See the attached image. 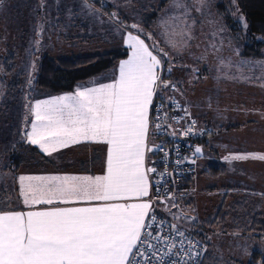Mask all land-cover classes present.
Returning <instances> with one entry per match:
<instances>
[{
  "label": "snow or ice",
  "instance_id": "obj_1",
  "mask_svg": "<svg viewBox=\"0 0 264 264\" xmlns=\"http://www.w3.org/2000/svg\"><path fill=\"white\" fill-rule=\"evenodd\" d=\"M205 5L206 0H194L190 8L177 0L179 15L171 19L179 31L172 35L180 37L181 48L192 38L187 22L191 13ZM112 18L118 21L115 13ZM240 23L247 29L243 17ZM124 27L135 30L125 38L131 54L110 82L36 101L30 131L24 132L27 142L49 156L83 141L107 145L103 174L18 177L19 198L29 210L0 209V264H202L207 247L185 223L196 218L171 212L179 207L168 189L171 173L146 163V153L164 151L162 145L150 147L147 137L150 111L157 110V120L163 118L158 110L164 105L154 104V97L164 99L165 89L178 90L159 74L171 59L138 24ZM167 71L171 73V66ZM168 99L179 107L174 98ZM172 119L179 123L182 117ZM194 128L191 121L182 135L195 134ZM201 152L195 147L194 154ZM248 155L264 160V155ZM163 159L167 161V153ZM157 204L165 205L171 220L157 215ZM38 205L50 207L31 210Z\"/></svg>",
  "mask_w": 264,
  "mask_h": 264
},
{
  "label": "rangeland",
  "instance_id": "obj_2",
  "mask_svg": "<svg viewBox=\"0 0 264 264\" xmlns=\"http://www.w3.org/2000/svg\"><path fill=\"white\" fill-rule=\"evenodd\" d=\"M99 1L101 5H106L104 7L106 13L102 10L103 6L95 8L91 3L89 5V0H3L0 4V166L7 158V152L14 141L24 138L26 130L30 131L29 122L34 119L31 111L35 102L66 94V92L54 94L52 91L40 90L33 86L32 80L36 74L38 58L41 55L52 57L93 55L117 49L116 35L119 30L118 21L121 19H124L125 23L138 24L145 33L152 34L157 44L169 53L173 72L171 82L176 84L177 93L185 105L195 104V100L192 103L190 99L197 96L194 94H199L195 98L200 101L203 93H209L208 84L209 88L214 92L217 90V93L223 96H217L213 101L217 98L223 99L224 104L228 106L231 100H240L239 89L235 91L234 87L224 88L226 83L224 78L215 77L217 80L215 90L207 82V74L192 71L202 67L200 64L206 63L210 75L216 76L218 73L224 74L225 69H228V59H240V56H236L237 47H234V44L241 48V42L232 36L221 11L218 10L217 4L220 0H206V5L200 12L191 13V18L187 22L192 24V38L182 48L180 37L172 35L174 29L179 31L176 21L171 19L179 15L177 0H168L163 6L160 5V0ZM225 1L232 17L240 25V18L243 17L246 23L244 16L234 8L232 0ZM182 2L191 8L194 0H182ZM113 13L118 17V21L112 18ZM82 25L87 27L86 31L82 29ZM165 33L168 35L166 36ZM84 34L89 35L86 41H66L63 38L67 35L83 36ZM173 43L176 47H173ZM186 51H191L197 56L203 54L205 56L200 63H195L191 53L189 52L190 56H188ZM221 60L224 61L223 65L220 63ZM195 65L200 66L195 67ZM192 75H196L199 80L191 78ZM93 81L90 79L88 82H78L76 85L82 88ZM107 82H110L109 77L98 81V83ZM93 86H96V83L91 84V87ZM169 91L171 89H165L163 96L169 97L171 94ZM223 133L226 138L228 133ZM152 143L155 144L154 141ZM197 147L202 149L203 145ZM211 147V150L219 151L216 144ZM17 154L21 157L25 155L20 148ZM205 162L206 160H200L198 163L199 172L193 178L190 187L183 192L175 193L179 207L171 208V212L177 214L183 212L188 217L196 218L195 222L185 223L193 234L210 244V251L219 264H233L235 260L246 261L250 251L258 246L259 240L239 234V230L234 229L233 224L237 223V220L240 221L244 214L264 211V202L261 199L255 200V197L253 202V199L244 196L246 207L243 206L234 212L231 208L223 228L214 225L205 229L202 226L205 225L203 220L217 213L220 200L226 192L224 190L226 181L221 175L212 177L201 173ZM1 194L0 191V198ZM257 196L262 195L257 194ZM235 197L234 194L228 197L227 205H230ZM6 203H12V200L8 199ZM159 209L170 220L172 219L165 205H160Z\"/></svg>",
  "mask_w": 264,
  "mask_h": 264
},
{
  "label": "crops",
  "instance_id": "obj_3",
  "mask_svg": "<svg viewBox=\"0 0 264 264\" xmlns=\"http://www.w3.org/2000/svg\"><path fill=\"white\" fill-rule=\"evenodd\" d=\"M93 6L98 8L95 5ZM124 26V24H118L119 30L118 35H116L118 48L110 51L126 49V55L117 60L113 67L99 72L85 81H82L81 83L88 82L90 79L94 80L93 82L88 83L86 87H91V84L93 83H96L97 85L99 84L98 81H102V79L106 77H109L110 81L111 78L117 74L120 62L128 59L130 56L131 52L128 45L125 43V38L128 31H132L133 34H135V31L130 28L126 29ZM82 29L86 31L87 27L84 25ZM76 36L77 35H67L63 38L66 41H86L89 38L88 34H84L78 38H85V40L71 38ZM146 42L150 43L149 41ZM234 47H237L236 51L238 54H236V56H240V59H228L227 64L229 67L228 69H225L224 74L218 73L216 76L210 75V71L207 68L208 64L206 63L200 64L202 67L198 68V72L200 74H207V82L210 83L215 90L217 86L216 78H224L226 81L224 88L231 89V87H234L235 91L239 89L241 92L240 100H231L228 106L224 104L223 99L217 98L213 101L215 97H221L222 95L217 93V90L214 92L211 88H209V84L207 88L209 93L202 92L203 94L201 96L203 97L200 101L195 98L199 95L197 93L194 94L197 96L190 98L192 99V103L195 100V104L188 103V105H185L179 97L177 90L171 89V91H169V93H171L169 94V97L174 98V100L179 102L187 112L194 116L200 127L209 131L204 139V142L201 143L203 148L201 155L198 154V163L200 160H206L204 164L206 165L207 162L212 161L216 157L226 167V172L221 175L226 181L224 188L229 190L233 189V191L237 190L239 194L245 195L246 198L248 197L253 199V202V197L256 198L255 200L261 199L264 202V160L253 158L251 155H248H264V85H262L264 83V50L262 57L250 58L241 54V48H239L238 45L234 44ZM189 52L191 53V51H186L188 56H190ZM191 55L195 63H200L205 56L204 54L203 56H197L193 53H191ZM166 61L168 67L171 66L169 65L167 59ZM200 65H195V67ZM195 76L196 75H192L191 78H195L196 81L199 80ZM172 78L173 72L171 71V79ZM171 79L169 82L172 81ZM227 85H229V87H227ZM77 86L78 85H76L72 90L63 92H66V94L75 93V88H78ZM163 97L164 100H169V97ZM227 124H236L237 126L235 128L228 129V131L220 130L214 133L210 132L211 130H216L219 126ZM223 132L228 133L226 138H224ZM19 140L23 141V143H21L20 150L24 152L25 155L22 156L23 158L17 171L13 172L11 169V159L9 156L10 149L7 152L8 156L3 165L0 166V187L7 189V191H1L0 209H14L20 211L29 210L23 205L22 200L19 198L18 177L21 175L50 176L67 174L96 176L103 174L108 148V146L103 143L83 141L79 144H74L68 148L61 149L58 152H54L51 156H49L43 153L37 145L27 142L26 137L19 138L14 142ZM223 141L224 145H222ZM215 144L217 145V149L219 151L216 149H214L215 151L211 150V146ZM34 146L37 147V152L30 150ZM238 154L247 155L248 158L240 160L232 158ZM226 157L228 159H225ZM198 172L199 170L197 169L196 173L192 176V180ZM257 194L262 196H257ZM8 199L12 200V203H6ZM2 201L3 204H1ZM160 205L163 204H158L157 210L163 213L159 209ZM46 207L50 206L38 205L31 210L43 209Z\"/></svg>",
  "mask_w": 264,
  "mask_h": 264
},
{
  "label": "trees",
  "instance_id": "obj_4",
  "mask_svg": "<svg viewBox=\"0 0 264 264\" xmlns=\"http://www.w3.org/2000/svg\"><path fill=\"white\" fill-rule=\"evenodd\" d=\"M167 1L168 0H160V5L163 6ZM89 2L98 8H100V6H103V8L106 6L101 5L99 0H89ZM225 2V0H220L217 4V8L221 11L223 19L229 27L232 36L241 42V54L250 58L262 57L264 49V39H261L264 38V0H235L234 8L245 18L247 24V29L245 30L239 22L232 17L231 12L226 8ZM102 10L105 13L107 12L105 11V8ZM120 21L123 22L121 24L131 25L125 23L124 19H121ZM79 37L80 36L71 38L78 39ZM78 40H85V38ZM126 52V49H120L100 54L72 57L41 55L38 58L37 70L34 79L32 80V84L40 90H48L53 93L72 90L78 82L85 81L89 77L113 67L117 60L126 55ZM167 69L168 64L165 60L161 77L163 81L169 82L171 79V73L169 74ZM157 97L160 98L159 96ZM236 126V124L222 125L217 127L215 131L228 130L235 128ZM205 130V135L198 140L197 146L204 142V139L209 132L207 129ZM210 132H214V130H211ZM21 143H23L22 140L16 141L10 148L9 156L13 172L17 171L23 158L20 154H17L19 148L21 149ZM30 150L38 151L36 146ZM196 171L194 173H196ZM225 172V165L217 159L207 162L203 170H201L202 174L212 177L223 175ZM194 173L183 180V183L179 185V188L176 189L175 193L183 192L190 186ZM224 190L226 192L220 200L217 213L211 215L208 219L203 220V224L205 225L202 226L205 227V229L213 227L214 225H220V227L223 228V226L226 225V219L231 213V208L234 212L241 209L243 206L246 207V199L243 198L245 195L239 194L237 190L233 191V189L229 190L224 188ZM233 194L236 195L235 199L231 202V205H227L228 197H231ZM242 216L243 217L240 221L237 220V223L233 224L234 229H238V233L243 236L247 235L257 238L259 244L250 251L246 261L240 262L239 260H235L233 264H264V211L254 214H244ZM238 224H241V226H236ZM239 227L242 229L240 230ZM198 238L207 247V252L201 258L202 264H219L210 251V244L203 238Z\"/></svg>",
  "mask_w": 264,
  "mask_h": 264
},
{
  "label": "built area",
  "instance_id": "obj_5",
  "mask_svg": "<svg viewBox=\"0 0 264 264\" xmlns=\"http://www.w3.org/2000/svg\"><path fill=\"white\" fill-rule=\"evenodd\" d=\"M159 74L160 76H162V69ZM174 101L179 105V107H174L172 101L170 100L166 101L164 99L158 98L157 96L154 97V104L164 105L163 108L158 110L159 115L163 118L157 120V110L153 109L150 111V125L148 130L147 143L150 147L155 145H162L164 151L146 153V163L148 164V166H155L160 172L164 171L166 168L167 171L171 173L170 177H168V189L173 195L175 194L176 189L179 188V185L183 183V180L197 170L198 154H194V149L198 145V140H200L205 135L206 131L204 128L198 125V122L194 116L187 112L179 102H177L176 100ZM173 117H182V119L179 123H176V121L172 119ZM191 121H195V134H190L187 136L182 135L183 129L186 128ZM157 124H160L163 127L158 129L156 127ZM174 131L176 132L175 137L172 135ZM152 141H154L155 144L152 143ZM165 153H167L166 162L163 159L165 157ZM178 160L180 161V163H176V161ZM151 162L155 163L153 164ZM153 178L155 179L156 177ZM154 191L155 189H153V192ZM161 199H163V197H161ZM157 205V215L169 219L157 210ZM193 236L195 239L200 240L194 234Z\"/></svg>",
  "mask_w": 264,
  "mask_h": 264
}]
</instances>
